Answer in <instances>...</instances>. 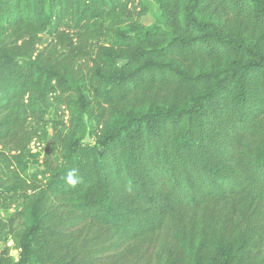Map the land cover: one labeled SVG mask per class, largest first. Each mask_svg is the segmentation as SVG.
Listing matches in <instances>:
<instances>
[{
	"label": "trees",
	"instance_id": "obj_1",
	"mask_svg": "<svg viewBox=\"0 0 264 264\" xmlns=\"http://www.w3.org/2000/svg\"><path fill=\"white\" fill-rule=\"evenodd\" d=\"M0 146V264H264V0H0Z\"/></svg>",
	"mask_w": 264,
	"mask_h": 264
},
{
	"label": "rangeland",
	"instance_id": "obj_2",
	"mask_svg": "<svg viewBox=\"0 0 264 264\" xmlns=\"http://www.w3.org/2000/svg\"><path fill=\"white\" fill-rule=\"evenodd\" d=\"M147 6V13L142 15L140 17V23L146 26H152L156 23H158L159 21V13H158V7L155 3L153 2H147L146 3ZM127 26V21H123L121 26ZM115 23L111 22V21H106L104 22V32L107 31L108 28L114 27ZM108 33V31H107ZM109 37L106 36H99L97 37L98 40L94 39L91 41V51L95 49V46L99 43H106L108 41ZM43 39H44V43L45 45L47 43H54L53 37L49 34H44L43 35ZM51 120H52V113L50 112L47 116V124H48V137L45 138L44 134L42 132H38V134L34 137L33 141L30 143V150L33 153H36L37 155H39V159L43 158L45 156L44 151L46 149H49V143H48V139L49 136H51L52 134V130H51ZM29 130H33V127L30 128ZM3 150V151H2ZM0 151L8 154L9 157H11V152H10V148L8 147H3L0 146ZM51 154H55L50 150ZM29 160V161H28ZM25 161H27L28 164V169L33 172L36 169H38V165L37 163L34 162V160L32 159L31 156L29 157H25ZM11 168H15V165H12ZM17 168V167H16ZM42 168V167H41ZM20 203H18L16 206H12V208H9L8 210H0V216H2L4 219L10 217L12 214H14L16 211H18L20 208ZM3 250V252L5 253V256L7 258H9V261L11 262H15L18 260L19 258V248L17 247L15 241L13 240V238L11 237V235L8 236V239H6V241H3L0 244V253Z\"/></svg>",
	"mask_w": 264,
	"mask_h": 264
},
{
	"label": "clouds",
	"instance_id": "obj_3",
	"mask_svg": "<svg viewBox=\"0 0 264 264\" xmlns=\"http://www.w3.org/2000/svg\"><path fill=\"white\" fill-rule=\"evenodd\" d=\"M66 182L73 187L77 185V183L79 182L78 169L73 168L68 170Z\"/></svg>",
	"mask_w": 264,
	"mask_h": 264
}]
</instances>
